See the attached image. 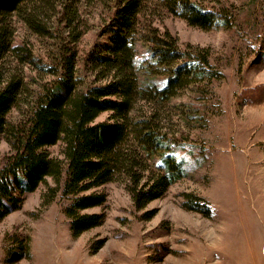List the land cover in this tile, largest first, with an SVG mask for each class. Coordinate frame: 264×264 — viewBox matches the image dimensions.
Wrapping results in <instances>:
<instances>
[{"label":"rangeland","instance_id":"obj_1","mask_svg":"<svg viewBox=\"0 0 264 264\" xmlns=\"http://www.w3.org/2000/svg\"><path fill=\"white\" fill-rule=\"evenodd\" d=\"M203 3L215 10L224 8L227 26L201 28L162 10L154 19L160 29H168L177 38L181 49L190 45L206 55L211 70L217 68L220 75L190 83L156 116L143 99L132 105L134 121L148 117L161 132L176 139L181 177L142 209L133 205L127 189L130 181L123 174L91 188L86 193H103L105 202L80 211L101 214L102 220L77 236L72 235L71 218L65 212L71 196L58 193L42 205L45 186L39 185L23 193L20 207L0 221V264H264V0ZM81 11L87 30L77 39L30 36L17 21L14 35L16 42L28 43L33 55L51 53L49 44L54 42L74 52L77 89L102 81L96 79L91 61L107 41L102 30L106 10L93 4L82 6ZM140 39V32L133 35L134 53L142 59L147 52ZM7 63L19 62L10 57ZM22 69L34 94L42 81L27 65ZM109 114L103 112L95 120L108 119ZM10 115L14 118L17 113ZM47 148L51 155L62 157L61 142ZM8 150L0 137V155ZM157 161L144 160L143 174L150 181L163 172ZM186 193L203 198L211 215L186 209ZM150 210L151 216L144 218ZM27 238L29 257L7 262V250L17 249L15 240Z\"/></svg>","mask_w":264,"mask_h":264},{"label":"trees","instance_id":"obj_2","mask_svg":"<svg viewBox=\"0 0 264 264\" xmlns=\"http://www.w3.org/2000/svg\"><path fill=\"white\" fill-rule=\"evenodd\" d=\"M204 1L0 0V137L9 147L0 155V221L20 207L23 193L44 185L42 205L58 193L71 196L65 212L71 218V233L77 236L102 220L101 214L80 211L105 202L103 193H86L91 188L123 174L130 181L127 189L133 205L142 209L181 177L176 139L161 132L148 117L134 121L132 105L143 99L152 105V115L156 116L190 83L220 75L217 68L211 70L206 55L190 45L181 49L177 38L168 29H160L154 19L162 10L201 28L226 27L224 8L215 10ZM93 4H100L107 14L102 28L107 41L91 61L96 79L102 78L99 83L75 88V53L68 48L54 42L49 44L51 53L33 55L28 43L14 40L16 21L30 36L77 39L87 30L81 8ZM137 32L146 44V58H137L134 53L133 35ZM10 57L19 63H7ZM25 65L42 81L34 94L29 88L32 83L25 81ZM53 75L58 79L46 81ZM13 111L17 113L14 118L10 115ZM107 111L108 119L95 120ZM58 142L62 143V157L51 155L47 148ZM146 157L156 158L163 170L152 181L143 174ZM185 197L186 209L211 215L203 198L192 193ZM152 213L145 212L144 218ZM15 243L17 249L7 250V262L30 255L29 238L16 239ZM98 243L93 251L102 240Z\"/></svg>","mask_w":264,"mask_h":264}]
</instances>
